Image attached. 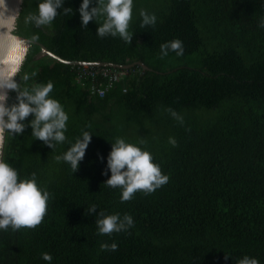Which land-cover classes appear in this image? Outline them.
Returning <instances> with one entry per match:
<instances>
[{"label": "trees", "instance_id": "obj_1", "mask_svg": "<svg viewBox=\"0 0 264 264\" xmlns=\"http://www.w3.org/2000/svg\"><path fill=\"white\" fill-rule=\"evenodd\" d=\"M37 3L24 0L17 35L38 34L63 60L121 66L123 77L104 97L91 96L78 65L29 48L19 74L29 79L19 88L53 83L50 95L69 115L67 139L52 149L31 127L6 133L3 160L22 178L36 173L50 199L39 225L0 230V264H49L45 252L50 264H237L244 256L264 264V0H134L131 43L98 36L102 17L83 27L82 0H66L73 10L48 25L25 23ZM142 11L156 23L144 25ZM175 39L184 54L162 56L160 46ZM84 131L93 137L75 172L56 156ZM117 138L150 151L169 181L122 201L121 187L105 184ZM99 212L131 214L134 226L101 234ZM113 242L114 251L101 247Z\"/></svg>", "mask_w": 264, "mask_h": 264}, {"label": "clouds", "instance_id": "obj_2", "mask_svg": "<svg viewBox=\"0 0 264 264\" xmlns=\"http://www.w3.org/2000/svg\"><path fill=\"white\" fill-rule=\"evenodd\" d=\"M66 0H38L36 10L28 14L25 23H31L39 28L50 24L59 14H68L73 8L65 7ZM95 5V6H93ZM6 6L5 0H0V7ZM134 0H82L79 7L83 27L89 22L103 18V23L97 24V35H119L124 41L131 43L133 34L129 31L133 19ZM62 10V11H59ZM76 11V10H75ZM144 25H154L156 15L146 11L141 12ZM17 16H10L15 22ZM264 27V22L261 23ZM7 35V33H6ZM39 39L38 34L31 36V41ZM161 55L167 56L169 50L175 51L178 56L184 54L183 42L179 39L164 43L160 46ZM28 48L25 41L12 35L6 48L0 49V140L4 135H22L26 128L31 127L36 140H41L54 149L55 144L66 141L67 121L69 115L59 100L50 95L54 85L51 81L46 84H37L31 89L20 90L22 80L29 76L21 73L25 54ZM20 76V82L15 79ZM9 90H14L16 102L9 105ZM174 117L182 119L178 114L168 109ZM32 117L30 120L29 117ZM93 134L84 131L74 143L56 160H63L70 164L76 172L80 162L84 159L86 150L91 143ZM169 142L176 145L175 138ZM103 159V158H102ZM111 176L106 185L121 187V200L128 201L137 191L151 193L166 184L170 177L163 173L160 164L155 162L153 154L138 144L127 142L124 138H117L112 143V150L107 157L105 175ZM50 193L37 179L36 173L30 177H21L18 170L11 164L0 159V230L11 228L13 231L21 228H33L39 225L47 211ZM96 205L87 209L88 214H95ZM96 219L98 231L101 234L121 232L134 226V218L126 214L121 218L119 214L105 215L99 212ZM106 250H116L117 243L101 245ZM42 258L49 264L53 260L50 253H43ZM237 264H260L255 257L244 256Z\"/></svg>", "mask_w": 264, "mask_h": 264}, {"label": "water", "instance_id": "obj_3", "mask_svg": "<svg viewBox=\"0 0 264 264\" xmlns=\"http://www.w3.org/2000/svg\"><path fill=\"white\" fill-rule=\"evenodd\" d=\"M6 2V6L0 7V49L6 48L7 43L10 39V37L12 35L18 37L19 39H22L25 41V45L26 47L29 48L32 45H39L41 48V52L39 56H50L58 61H61L65 64L68 65H90V66H96V67H103V66H112L109 63H103V62H94V63H82V62H70L67 60H63L60 57L56 56L55 54H53L46 46H44L43 44L37 42V41H31L30 39L24 38L22 36H19L15 33L16 29H17V21L18 18L20 16V13L22 11V6H23V2L24 0H5ZM15 14L17 16L15 22H13L10 19V16ZM7 33V35H6ZM28 52V51H27ZM27 53L25 54V59H26ZM24 59V61H25ZM24 63V62H23ZM136 65H140L142 67H144L145 69H148V67L143 64L142 62L140 63H136ZM131 66H135V63L132 64ZM118 68H121V66H116ZM123 68H129V66H125ZM16 79V78H15ZM11 91L9 90V98L11 96ZM9 103V101H8ZM5 138H6V134L4 135L3 140H0V159H2L3 157V149H4V145H5Z\"/></svg>", "mask_w": 264, "mask_h": 264}, {"label": "built area", "instance_id": "obj_4", "mask_svg": "<svg viewBox=\"0 0 264 264\" xmlns=\"http://www.w3.org/2000/svg\"><path fill=\"white\" fill-rule=\"evenodd\" d=\"M78 66L79 84L84 86L91 79L88 85V91L91 96L104 97L113 85L123 77V72L115 66L96 67L82 64Z\"/></svg>", "mask_w": 264, "mask_h": 264}, {"label": "rangeland", "instance_id": "obj_5", "mask_svg": "<svg viewBox=\"0 0 264 264\" xmlns=\"http://www.w3.org/2000/svg\"><path fill=\"white\" fill-rule=\"evenodd\" d=\"M45 56H38V59H42V58H44ZM13 100H14V97L12 98V102H13ZM12 104V103H11ZM10 104V105H11ZM2 159H3V157H2Z\"/></svg>", "mask_w": 264, "mask_h": 264}]
</instances>
